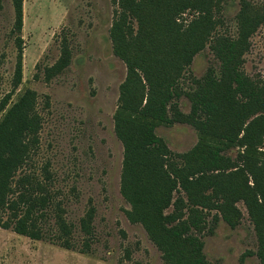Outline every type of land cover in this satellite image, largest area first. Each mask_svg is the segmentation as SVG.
Segmentation results:
<instances>
[{
  "label": "trees",
  "instance_id": "obj_1",
  "mask_svg": "<svg viewBox=\"0 0 264 264\" xmlns=\"http://www.w3.org/2000/svg\"><path fill=\"white\" fill-rule=\"evenodd\" d=\"M227 1L114 0L110 38L127 67L114 115L124 147L120 189L130 205L129 221L145 229L164 264H214L203 237L221 221L239 227L241 202L257 251L246 252L240 264L252 256L264 264V80L244 68L250 38L264 24V5L241 0L232 34L222 30ZM12 4L16 89L23 78L24 0ZM207 47L215 63L185 86L195 57ZM70 63L64 42L58 61L44 70L45 81ZM183 97L191 102L189 114L181 110ZM10 100L0 107V228L39 241L46 238L44 225L54 219L56 240L74 249L72 227L56 193L37 175L22 174L39 146L38 95L26 90L8 107ZM174 124H189L199 133V143L187 153H174L157 134L158 127ZM94 215L91 207L80 222L87 238L84 252L94 237Z\"/></svg>",
  "mask_w": 264,
  "mask_h": 264
},
{
  "label": "rangeland",
  "instance_id": "obj_2",
  "mask_svg": "<svg viewBox=\"0 0 264 264\" xmlns=\"http://www.w3.org/2000/svg\"><path fill=\"white\" fill-rule=\"evenodd\" d=\"M247 1L264 5V0ZM240 2H226L222 30L236 33ZM115 10L114 0H24L23 78L15 89V13L12 0H0V107L11 98L10 107L26 90L37 93L42 117L39 146L22 174L37 175L56 193L75 246L67 249L59 244L54 219L44 225L46 238L39 241L0 228V264H164L145 229L129 221L130 205L120 189L124 147L115 132L114 115L127 67L114 54L110 38ZM64 42L69 45L71 63L47 83L44 70L58 61ZM250 44L245 71L264 80V24ZM213 63L207 47L195 57L185 86L192 77L203 78ZM179 103L189 114V99L183 97ZM157 134L180 154L200 141L198 131L189 124L162 125ZM236 153L232 151L233 156ZM46 171L51 181L45 179ZM91 207L95 209L94 237L84 252L87 238L80 222ZM238 207L243 213L239 227L232 229L221 221L203 237L205 254L214 264H240L246 252L257 251L247 208L243 202ZM246 264L260 261L252 256Z\"/></svg>",
  "mask_w": 264,
  "mask_h": 264
}]
</instances>
